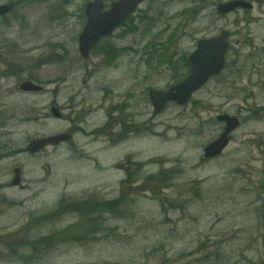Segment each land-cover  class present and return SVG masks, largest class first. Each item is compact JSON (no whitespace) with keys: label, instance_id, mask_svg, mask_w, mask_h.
I'll return each instance as SVG.
<instances>
[{"label":"rangeland","instance_id":"obj_1","mask_svg":"<svg viewBox=\"0 0 264 264\" xmlns=\"http://www.w3.org/2000/svg\"><path fill=\"white\" fill-rule=\"evenodd\" d=\"M90 1L0 0L16 4L0 19V264H260V75L230 67L187 106L171 104L158 116L148 96L150 89L166 91L185 79L184 58L200 39L228 30L235 55L248 54L246 32L264 38L259 8L221 18L219 0H205L207 6L193 4L200 0H148L129 26L83 60L79 37ZM103 1L109 7L117 0ZM186 10L192 13L183 16ZM28 80L44 92H20ZM53 107L69 111L58 120ZM220 114L239 116L242 126L223 155L207 161L204 148L224 129L216 121ZM79 127L111 136L123 127L137 130L114 147L111 136L98 135L79 136L37 156L23 151L34 139ZM134 162L144 164L134 183L143 184L144 194L132 185L125 190ZM16 167L23 185L12 188ZM157 172L158 193L149 179ZM123 191L133 195L118 199ZM118 200L117 215L105 205L96 210L98 203ZM88 223L92 229L80 230Z\"/></svg>","mask_w":264,"mask_h":264},{"label":"water","instance_id":"obj_2","mask_svg":"<svg viewBox=\"0 0 264 264\" xmlns=\"http://www.w3.org/2000/svg\"><path fill=\"white\" fill-rule=\"evenodd\" d=\"M144 0H121L113 3L111 9L104 12V4L101 0H95L87 6L88 21L83 34L80 37V54L84 59H88L90 52L96 47L100 40L110 36L116 29L122 26L128 18L137 10ZM239 7H248L243 3H230L219 7L221 14L229 13ZM13 9L12 5L0 6V16L8 14ZM228 33H223L221 37L210 41H200L197 51L192 55L191 62L193 71L191 76L182 84L173 87L169 92L151 91L150 100L156 113L162 112L170 102L178 105L186 104L193 93L202 88L211 77L219 75L224 68V55L228 49ZM20 90L25 93H41L43 88L32 82H24ZM54 116L60 117L57 109H53ZM219 121L226 123V130L219 140L209 145L205 152L206 158H213L220 155L229 144L228 135L238 126L236 118L222 116ZM69 138L67 135H58L50 138L38 139L31 142L26 152L36 154L46 148L49 144L58 145ZM15 179L12 186L21 183V170H15ZM14 205V203H10Z\"/></svg>","mask_w":264,"mask_h":264},{"label":"flooded vegetation","instance_id":"obj_3","mask_svg":"<svg viewBox=\"0 0 264 264\" xmlns=\"http://www.w3.org/2000/svg\"><path fill=\"white\" fill-rule=\"evenodd\" d=\"M251 3H254V8L251 11H236L237 13H246V14H253L257 7L259 8V15L256 18L262 20L264 19V0H247ZM207 1H205V4ZM254 18V19H256ZM254 19H251L254 21ZM247 37L245 38V47L250 50L248 54H237L235 55V50L230 48V52H228L226 56V67L232 69L234 72H241V71H248V72H255L260 75V83H258L255 87L258 88L259 92L264 93V78L261 77V74H264V38H257V36L252 32H247ZM261 44H258L260 43ZM240 44V42H238ZM252 49V50H251ZM258 95L255 97L254 92L250 95L251 97H255L256 101H260V99L264 100V95ZM73 135H75V131H71ZM129 170H131L129 168ZM130 181V172L126 175V182L129 183ZM128 195L130 193H127Z\"/></svg>","mask_w":264,"mask_h":264},{"label":"trees","instance_id":"obj_4","mask_svg":"<svg viewBox=\"0 0 264 264\" xmlns=\"http://www.w3.org/2000/svg\"><path fill=\"white\" fill-rule=\"evenodd\" d=\"M111 50H113L112 48H110ZM174 68L177 69V66L174 65ZM151 180H153V178H151ZM119 204V201H115L114 203L112 204H106V203H98L97 207H96V210H99V209H102V206L105 205L106 206V210L108 209H116V206ZM115 207V208H113Z\"/></svg>","mask_w":264,"mask_h":264}]
</instances>
